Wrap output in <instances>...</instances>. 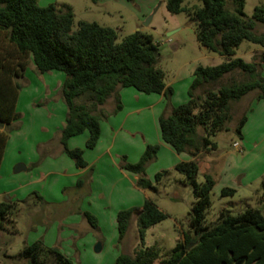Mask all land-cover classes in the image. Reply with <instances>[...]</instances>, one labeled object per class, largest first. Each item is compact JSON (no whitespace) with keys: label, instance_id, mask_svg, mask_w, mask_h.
I'll return each mask as SVG.
<instances>
[{"label":"trees","instance_id":"1","mask_svg":"<svg viewBox=\"0 0 264 264\" xmlns=\"http://www.w3.org/2000/svg\"><path fill=\"white\" fill-rule=\"evenodd\" d=\"M228 1L234 3L235 11L229 10ZM38 2L0 0V170L11 128L19 116L21 80L30 62L42 74L62 72L66 75L61 92L68 115L61 143L77 167L84 168V151L69 149L68 141L88 132L86 147H96L101 137V121L105 118L98 107L115 97V113L122 110L118 92L123 88H134L146 95H164L168 104L173 91L167 87L165 73L158 66V45L151 35L136 32L118 42L114 29L88 22L79 23L74 31L72 8H58L55 4L41 7ZM184 2L167 0V9L172 14L186 12L190 15L196 23L199 45L225 59L218 66H198L188 102L159 119L163 142L176 153H187L193 158L175 167L184 175L183 183L192 189L195 199L189 214L190 231L160 260L157 247L145 246V236L149 228L165 221L168 215L151 199L145 201L142 209L120 211L117 215L119 241H123L137 215L141 245L134 256L119 255L115 264H156L158 260L160 264H237L240 261L241 264H264L263 212L249 208L232 214L224 210L217 222L208 225L207 214L216 182L208 174L203 183L197 181L199 156L217 148L212 137L230 130L232 103L254 91L259 101L264 100V79L260 75L264 53L261 64L247 63L237 57V50L244 42L264 49V32L255 31L258 24L264 26V6L256 7L253 17L248 18L244 13L246 0H201L202 6L193 8L184 7ZM235 72L246 75L247 80L215 86ZM204 87L207 88L203 94L197 96L195 92ZM81 97H86L89 104H77L76 100ZM247 120L245 113L236 128L240 136ZM158 150L157 145L147 146L135 164L123 158V169L139 176L137 185L143 190L156 192L145 171L157 159ZM168 175V171L157 173L155 183L161 184ZM235 193L231 188L221 190L222 197ZM33 197L37 203L44 202L37 193ZM261 200L264 201V180ZM18 207L19 203L12 201L0 203V230H7L5 224L13 223L11 218ZM86 218L93 228L97 227L94 216L86 214ZM12 258L27 264H74L58 248L47 247L42 241L24 246Z\"/></svg>","mask_w":264,"mask_h":264},{"label":"rangeland","instance_id":"2","mask_svg":"<svg viewBox=\"0 0 264 264\" xmlns=\"http://www.w3.org/2000/svg\"><path fill=\"white\" fill-rule=\"evenodd\" d=\"M38 4L41 7L55 4L58 8L63 6L72 8L74 31L78 29L79 23L88 22L114 29L118 34V42H122L124 38L136 32L151 35L158 45V66L165 73L166 85L171 87L173 91L171 100L173 99L178 106L188 102V92L198 66H218L225 61L220 55L210 53L199 45L196 38V23L192 17L186 12L180 14L170 13L167 9V0H136L133 2L127 0H97V2L91 0H39ZM183 6L188 8L201 7L202 2L201 0H185ZM259 6H264V0H246L244 13L248 18H252L256 7ZM228 8L230 11H235L236 6L228 1ZM148 21L149 23L146 24ZM255 31L259 34L263 33L264 26L258 24ZM261 49L257 45L244 42L237 50V57L242 58L247 63L257 62L261 64L264 52L254 51ZM29 74L30 80L35 78L31 68ZM260 75L264 79V63L261 65ZM245 80H247L246 75L235 72L226 76L215 86ZM22 87L24 86L22 85ZM206 88L197 90L195 94L197 96L202 95ZM36 89L37 84L35 83L31 87L23 88L22 108L33 96ZM257 94V91H254L241 101L232 103L233 120L229 124L230 130L220 132L212 137V141L217 145V148L206 155V157L214 159L213 163L204 162V155L198 158V163H201L199 164L198 183H203L205 175L208 173L214 180L218 181V186L227 184L230 185L229 188L236 191L234 195L222 197L221 188L218 187L213 190L211 195L212 206L207 214L208 225L217 222L224 210L230 211L232 214H239L246 209L253 208L261 210L264 214V201L261 200L262 181L264 180V110L261 106L264 105L257 103L259 102ZM144 96L147 95L144 94ZM76 102L77 104H89L86 97H81ZM113 104L111 99L109 104L101 107V109L98 107V110H101L102 113L111 111ZM148 105L147 102L135 105L131 98L128 100L126 98L123 112H121L123 108L116 113L108 112L109 118L115 119L116 116L121 114L119 120L116 119L117 122H120L122 117H125L132 109L142 108L140 114L132 115L129 118L124 133L121 134L122 136L127 133L131 139H128L126 143L118 142L115 147L116 150L120 149L122 153L129 155L130 159L136 157L138 144L144 145L145 137L154 143L159 132L158 120L153 119V111L151 108H147ZM26 113L30 118L32 113L29 111H26ZM245 113H247L250 120L242 129L240 136L236 128ZM35 121L39 122L41 120L37 117ZM11 129L10 134L17 130V127L13 125ZM35 133L46 137L43 133H39V129L35 130ZM22 139L23 137L20 138L18 145H22ZM234 143H239L242 151L235 149ZM16 150L17 147H14L13 151L16 152ZM240 153L244 156L243 162L238 158ZM159 155L161 156L160 161L151 162L147 166L145 174L150 177V181L156 187V192L150 193L151 200L168 215V218L146 231L145 246L157 247L161 260L167 257L177 243L183 241L184 236L190 231L189 214L195 199L192 189L183 183L184 175L175 169H165L164 171H168L169 175L161 184L157 185L155 183V175L161 171L159 167L165 161V158L162 157L163 151L161 153V150H158L157 158ZM136 161H139V159L137 158ZM14 162V159L10 157L4 168L0 170V193L3 194V196H0V203L4 201L19 203L17 212L11 218L13 223L5 224L8 230L5 231L7 234L4 232L3 235L0 232V236L3 235V237H0L1 243L6 242L5 245L0 244V264L17 262L18 260H14V258L9 261L7 255L16 256L22 250L27 239L28 241L37 237L43 239L46 234L48 239L54 238L57 234L55 227H58L60 218L65 217L68 211L64 207L65 205H56L57 211L53 209V212L48 210L49 206L41 205L43 206H40L41 213L38 216L36 214L31 216L30 211L34 208V205L37 206L38 204L30 191L40 187L29 183L31 181L30 176L25 171L16 173L15 170L20 163L16 165ZM111 176L110 173V176L108 175L109 182L112 180ZM54 179L53 177L52 180ZM60 180L62 181V187H70V179L61 178ZM23 185L27 186L22 188ZM72 191L68 188L66 193L71 194ZM114 196L113 210L115 209V211L116 209L128 210L131 207L130 205H138L139 201H142V199L138 200V196L131 193L129 187L127 189V185H121L120 192L118 191ZM103 228L106 235L105 240L96 242L94 238L96 233L93 230H90V232L76 230L75 236L77 238L71 240V243L62 242L64 250H59L69 257L74 264H115L121 249L124 253L131 256L135 255L136 250L141 245L136 215L131 222L127 237L121 243L119 237H115L110 226L106 225ZM67 232L65 231V236L68 235ZM57 237H59L58 234L56 239ZM43 243L50 247L44 241ZM98 244H101L100 252L95 250ZM160 260L156 264H160Z\"/></svg>","mask_w":264,"mask_h":264},{"label":"crops","instance_id":"3","mask_svg":"<svg viewBox=\"0 0 264 264\" xmlns=\"http://www.w3.org/2000/svg\"><path fill=\"white\" fill-rule=\"evenodd\" d=\"M254 51L264 52V49ZM30 68L33 72V76L35 77L31 80L29 74ZM61 73L62 72H49L42 74L37 70L33 63H29L24 79L21 80L24 87H22L20 91L17 103V113L20 114H18L19 120L14 123V127H17V130L10 134L1 165L2 170L6 161H8L10 157L13 158L16 165L20 163V165L25 166L26 169L23 171L29 174L31 180L29 183L40 187L39 189H31L30 191V194L37 193L44 199V202H38L37 206L34 205V208L30 211L31 216L34 214L38 216L41 213V205H45L46 207L49 206L48 210L51 212H53V209H56V205H65L64 207L68 209L65 217L60 218L61 220L58 227H55V231L59 235L57 239V234L54 238L52 237L50 239H48L46 234L43 239H39L38 237L29 239V241L27 239L24 242L23 247L42 240V242L44 241L46 244H49L48 246L50 247L64 250L62 242L65 241L71 243V240L77 238V236H75L76 230H87L89 232L90 230H93L96 233L94 237L96 242H100L106 239L103 228L106 225L111 227L115 237H119L117 215L120 211H122V209H116L115 211L113 208L115 204L114 195L118 193V191L120 192L121 185H127V189L129 187L131 193L138 196V200L142 199V201H139L140 203H138V205H130L131 207H129L128 210L142 209L145 201L151 199L150 193L154 192L146 191L138 187L137 182L139 180V176L123 169V158L125 157L129 163L135 164L138 162L136 159L138 158L140 160L147 146L157 145L159 146L161 153L163 151L162 157L165 158L162 166L159 167L161 170L160 172H163L165 169L174 170L178 163L193 160L189 154H178L169 145L165 144L161 138L160 129L156 135L154 143L149 141L147 137L143 135L145 137L144 145L138 144L136 157L134 156V159H130L129 155H125V153H122L120 149L116 150L115 147L118 142L126 143L128 139H131L127 133L122 136L121 134L124 133V129L129 118L132 115L140 114L142 108L136 107L132 109L125 117H122L120 122H117L121 117V114L116 116L117 121L115 118H109L108 115V112H115L116 110V98L112 97L109 99H112L114 103L111 111L102 113L101 110H98V112L104 115L105 118L101 121V137L96 147L93 149H88L86 147V143L89 139L88 132H85L80 136L73 137L68 141L69 149L78 148L84 151L83 158L86 166L84 168L77 167L75 161L65 153L64 147L61 143L62 131L66 125L68 115V107L61 92L63 83L66 80V75ZM33 82L37 84V89L22 108L23 88L31 87L34 84ZM118 96L123 108L121 112L125 109L126 98L127 100L131 98V101L133 100L135 105H139L142 102L149 103L147 108L152 109L153 119L155 121L158 120V125L161 116L170 115L173 108L178 106L173 99L170 100L168 104L164 95L151 94L144 96V94L134 88L120 89ZM109 100L106 104H109ZM257 103L264 105V100ZM261 107L264 110V106ZM26 111L32 113L30 114V118L28 117ZM37 117H39L41 121L36 122L35 119ZM249 120L250 118H248L247 123ZM37 129H39V133H43L46 137L39 136V134L35 133V130ZM22 137V145H18L17 143H19L20 138ZM14 147H17L16 152L13 151ZM208 154L209 153L207 152L201 155L205 156L204 162L213 163L212 161H214V159L206 157ZM160 157L161 156L159 155L156 160L160 161ZM238 158L243 162L244 156L241 153L238 155ZM110 173L112 174V180L109 182L108 175L110 176ZM53 177L55 178L54 180H52ZM61 178L70 179V187H62ZM149 178L150 177L147 176V179ZM215 182L216 185L214 190L218 187L223 189L229 188L230 186L227 184L218 186L219 183L216 179ZM26 186L27 185H23L22 188ZM63 188L64 191L62 192ZM68 188L73 190L71 194L66 193ZM0 196H3V194L0 193ZM86 214H90L96 218V228H93L90 225L86 218ZM136 223L138 227L137 215ZM5 231L0 230L3 235ZM65 231H68L67 236H65ZM5 233L7 234V232ZM2 234L0 237H3ZM126 237L127 235L125 238ZM125 238L123 240H125ZM55 239L56 241H54ZM5 243V241L1 243L0 240V244L5 245ZM121 253L127 254L121 249L118 257ZM7 257L9 258V261H12V256L7 255ZM12 264H27V262L17 261Z\"/></svg>","mask_w":264,"mask_h":264},{"label":"water","instance_id":"4","mask_svg":"<svg viewBox=\"0 0 264 264\" xmlns=\"http://www.w3.org/2000/svg\"><path fill=\"white\" fill-rule=\"evenodd\" d=\"M149 21H150V19H149ZM149 21H148L146 24H148ZM25 169H26V168H25L24 165H19V166L16 168L15 172H16V173H19V172H21V171H23V170H25ZM95 250H96V252H100V251H101V244H98ZM241 263H242V261L238 262L237 264H241Z\"/></svg>","mask_w":264,"mask_h":264},{"label":"built area","instance_id":"5","mask_svg":"<svg viewBox=\"0 0 264 264\" xmlns=\"http://www.w3.org/2000/svg\"><path fill=\"white\" fill-rule=\"evenodd\" d=\"M234 148L237 149L238 151H242V147L240 146L239 143H234Z\"/></svg>","mask_w":264,"mask_h":264}]
</instances>
